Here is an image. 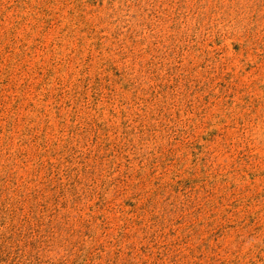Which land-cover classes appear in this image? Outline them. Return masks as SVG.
I'll list each match as a JSON object with an SVG mask.
<instances>
[{"label": "rangeland", "instance_id": "rangeland-1", "mask_svg": "<svg viewBox=\"0 0 264 264\" xmlns=\"http://www.w3.org/2000/svg\"><path fill=\"white\" fill-rule=\"evenodd\" d=\"M0 264H264V0H0Z\"/></svg>", "mask_w": 264, "mask_h": 264}]
</instances>
